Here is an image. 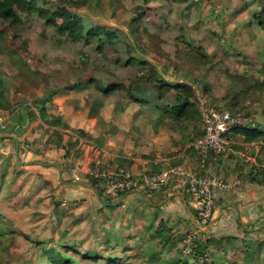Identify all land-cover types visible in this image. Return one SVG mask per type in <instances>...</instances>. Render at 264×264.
<instances>
[{"label": "rangeland", "instance_id": "obj_1", "mask_svg": "<svg viewBox=\"0 0 264 264\" xmlns=\"http://www.w3.org/2000/svg\"><path fill=\"white\" fill-rule=\"evenodd\" d=\"M32 1L39 8L56 5V0ZM77 1L80 5L72 11L87 25L114 30L116 43L106 42L100 49L97 42H73L46 24L36 11L18 10L22 24L16 31L0 21V32L5 33L0 39V78L13 104L21 107L37 106L44 95L54 91H58L59 101L75 104L77 112L71 114L74 125L81 126L79 120L92 130L91 139L80 142L84 150L88 149L85 145L96 142L103 154L137 155L139 147L145 151L159 136L164 151L172 143L166 135L169 132L153 134L142 105L122 92L97 96L93 85L86 82L92 76L127 82L137 72L135 66L124 64L129 54L145 59L168 82L192 85L200 113L202 109H227L224 103L238 92L236 102L241 109L234 116L245 124L264 121V0ZM197 46L206 53L207 63L195 65L185 58L186 52L191 53ZM73 85L76 89L67 93L65 89ZM88 110H92L90 115ZM173 147L177 153L182 152V145ZM81 152L78 149L74 157L79 158ZM78 166H74L75 172ZM114 166L112 163L99 168ZM36 193L17 200L15 196L0 197V214L11 220L13 230L11 241L0 245V264H46L42 245L59 250L60 243L73 245L78 252L94 249L101 256L114 254L121 258V264L174 263L166 259L156 262L149 255L158 252L157 240L140 234L130 238L136 228L124 231L122 207L107 225L101 226L83 199L81 206H76L79 210H75L71 203H56L51 194L47 199ZM112 208L103 206V210ZM105 240L113 244L111 249L106 250ZM172 244L163 249L177 253L178 258L184 255ZM61 253L71 258L70 264H110L105 259L80 258L75 252ZM205 256H199L193 264H202Z\"/></svg>", "mask_w": 264, "mask_h": 264}, {"label": "crops", "instance_id": "obj_2", "mask_svg": "<svg viewBox=\"0 0 264 264\" xmlns=\"http://www.w3.org/2000/svg\"><path fill=\"white\" fill-rule=\"evenodd\" d=\"M57 92L45 103L47 112L62 116L70 128L84 129L91 136L92 130L83 127L84 122L78 120L82 125H74L75 120L71 114L77 112V106L59 101ZM36 108L21 107L15 103L10 112L2 111L5 127L0 128V134H9L18 140L20 162L15 156V140L1 138L0 197L15 196L17 200L20 197H29L37 191L36 194L39 196L49 199L48 196L51 194L55 196L56 203L62 206L71 203L75 208L81 206L80 199H83L82 202L94 210L93 214L97 216L98 225L101 226L107 225L115 212L119 213L122 207L124 231L136 228V233L130 238L146 235L147 238L159 241L160 237L173 236L170 240V243L171 241L173 243L171 246L179 248L177 252L184 253L180 255V258H183L191 248L188 250L186 245L175 241V238L184 232L197 230L203 254L206 255V264H264V181H260V176L256 177L257 170L253 169L264 168V163L263 156H256L258 148L254 143H246L242 136L235 134L231 136V150L226 154L210 153L202 156L194 151L180 154L175 150L176 147H173L182 144L179 135L169 132L166 135L172 139L173 144L168 143L166 151L159 146L162 140L159 136L151 145H147L149 147H146L145 151H140L139 147L140 153L137 155H134V152L103 154L104 150L96 147L98 144H95L96 142L95 145H85L88 148L86 150L78 142L66 154L64 147L53 143V137H50L51 130L41 121ZM257 125L264 130V121ZM159 132L154 131L153 134L157 135ZM69 135H73L71 129L63 130L61 143H64ZM78 149H82L83 154L75 158L74 154ZM118 159H124V166L137 178L157 174L170 167H180L195 174H214L222 178L228 184V188L213 191L215 201L213 217L207 225L201 226L188 194L170 185L128 189L123 194H118V198L112 194L105 195L102 191L103 196L100 195L106 202L104 203L90 188L72 184L74 181L90 184L88 176H91L92 172L99 167H106L107 164L118 165ZM31 161L52 164L44 166ZM56 163L61 168V179ZM78 164L80 166L75 172L73 168ZM74 173L78 177L77 180L73 177ZM67 175L70 178H66ZM131 190L137 192H130ZM103 206L114 208L103 210ZM76 222L77 220L73 223ZM105 242L108 240H105L104 244ZM163 248L166 247L159 246L157 249L160 252L158 256L162 259L174 262L178 258L177 253L168 252L169 250Z\"/></svg>", "mask_w": 264, "mask_h": 264}, {"label": "trees", "instance_id": "obj_3", "mask_svg": "<svg viewBox=\"0 0 264 264\" xmlns=\"http://www.w3.org/2000/svg\"><path fill=\"white\" fill-rule=\"evenodd\" d=\"M148 1L149 0H145L146 3H148ZM79 5L80 3H78L77 0H56L55 7L39 8L35 6L32 0H0V21L6 22L13 31H16L22 24L18 10H34L43 18L46 24L54 27L58 34L68 37L73 42H97L100 49L103 48L106 42L116 43L118 35L114 30L101 25H87L78 14L72 11L74 7H78ZM4 36L5 33L0 32V39ZM130 48L129 46V50ZM9 54L11 55V53ZM206 56V53L201 52V47L197 46L196 50L194 49L191 53L186 52L185 58L195 65H201L208 62ZM124 64L127 67L133 65L137 69L134 77L127 80V82L111 81L101 76H92L86 82L93 85L94 92L97 96H108L111 93L122 92L131 101L135 102V104L138 103L142 105L141 109L145 111V114L143 111L142 113L145 115L146 121L154 128L153 130L155 132L163 130L179 135V141L182 143V147L202 135L203 130L201 126L200 107L192 85L186 82H168L143 58L141 60L138 58L135 59L134 56L129 54ZM15 65H17V62H15ZM76 86L77 85L70 86L66 88L65 91L75 90ZM55 93L56 91L44 95L40 103L36 106V110L39 113L41 121L51 130L50 137H53V143L57 146L64 147L67 154L78 142L89 140L92 136L84 129L70 128L62 116L47 112L45 103L50 101ZM238 96V92H233L229 100L224 103L227 107L226 110L232 115H236L241 109L240 105L236 102ZM82 99L84 100L83 96ZM13 107L14 104L9 98L4 83L0 78V110L10 112ZM91 112L92 110H88V114ZM65 129H71L73 135H69L66 141L61 143L62 131ZM235 134L242 136L243 141L246 143H254V146L258 148V155L256 156H263L262 163H264V130H261L258 125L244 124L233 127L227 137L231 140V136ZM187 151L191 150H185V152ZM118 161L119 163L116 167H125L124 159H118ZM253 169L257 170L256 177L258 178L260 176V181H264V168L254 167ZM88 177L90 185L94 186L103 196L102 191L97 186L95 178L92 176ZM125 191L126 190L120 192L119 195L123 194ZM11 224L12 222L9 218L0 214V245L6 240L11 241L10 239L13 236ZM161 229H163V226ZM161 233L162 230H160V234ZM153 237L155 236L153 235ZM163 237L164 238L160 237L158 241L160 247H164V245L170 243L173 236L171 238ZM182 239V235L179 234L178 238H175V241L182 242ZM43 245L41 249L47 254L46 264H70L72 262L71 258L69 256H64L61 250L78 253V256L83 259H105L110 264H121L120 257H116L114 254L110 253L107 256H101L98 255V252L94 249L78 252L75 246L60 243L59 250H48ZM105 247L106 250L111 249L113 244L105 242ZM190 248L191 251L189 254H186L183 258L179 257L175 259L173 264H193V262L199 261V256H202L204 252L198 237L192 240ZM125 251L124 249V252ZM156 254L155 252V254L151 253L149 255L153 257L156 262H162V258ZM155 255L156 257H154ZM124 257L128 258L129 256L124 255ZM202 264H206L205 260Z\"/></svg>", "mask_w": 264, "mask_h": 264}, {"label": "built area", "instance_id": "obj_4", "mask_svg": "<svg viewBox=\"0 0 264 264\" xmlns=\"http://www.w3.org/2000/svg\"><path fill=\"white\" fill-rule=\"evenodd\" d=\"M202 135L194 141L188 142L180 154L190 149L202 156L212 152L214 154H226L231 150V141L227 137L233 127L244 125L241 118L232 115L226 109H202L201 110ZM2 111L0 110V128H4ZM97 186L105 195L117 196L128 189L170 185L185 191L196 211L198 222L201 226L207 225L215 211L213 191L215 189H227L228 184L214 174L200 175L186 171L180 167H170L157 174L145 175L142 178L133 176L126 167L97 169L91 173ZM75 180L78 179L74 173ZM182 243L189 250L191 242L198 236L197 230L184 232Z\"/></svg>", "mask_w": 264, "mask_h": 264}, {"label": "water", "instance_id": "obj_5", "mask_svg": "<svg viewBox=\"0 0 264 264\" xmlns=\"http://www.w3.org/2000/svg\"><path fill=\"white\" fill-rule=\"evenodd\" d=\"M1 138H12V139L15 140V142H16L15 156H16L17 160L19 161V159H18V140H17L15 137H13V136H11V135H9V134H5V133L0 134V139H1ZM19 162H20V161H19ZM31 162H36V163H38V164H42V165H44V166H46V165L51 166V164H52V163H43V162H40V161H31ZM31 162H26V163H31ZM21 163H22V162H21ZM23 163H25V162H23ZM55 165L59 168V177H60V179H61V168H60V165L57 164V163H56ZM72 184H79V185H83V186H86V187L90 188V189L93 191V193L95 194V196H96L99 200H101L102 202L106 203V202L104 201V199L102 198V196L100 195L99 191H98L94 186H91L90 184H86V183H83V182H80V181H74V182H72ZM130 192H137V191H135V190H131ZM139 193H141V192H139Z\"/></svg>", "mask_w": 264, "mask_h": 264}]
</instances>
